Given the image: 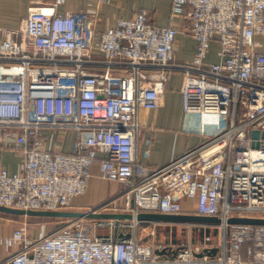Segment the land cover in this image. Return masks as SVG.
I'll return each instance as SVG.
<instances>
[{"label":"built area","instance_id":"1","mask_svg":"<svg viewBox=\"0 0 264 264\" xmlns=\"http://www.w3.org/2000/svg\"><path fill=\"white\" fill-rule=\"evenodd\" d=\"M65 2L33 0L17 28L0 26V146L22 154L18 171L0 166V205L65 209L98 163L100 178L126 188L120 210L90 211L131 218L78 217L38 236L16 228L0 240L9 250L0 264H264V225L229 222L264 218V0H172L184 29L154 25L142 11L102 32L95 8L62 12ZM180 32L194 42L188 63L176 60ZM175 72L203 140L151 167L138 157L141 134ZM47 130H72L71 151L49 147ZM141 212L215 216L221 243L212 253L143 242L138 225L159 222Z\"/></svg>","mask_w":264,"mask_h":264},{"label":"crops","instance_id":"2","mask_svg":"<svg viewBox=\"0 0 264 264\" xmlns=\"http://www.w3.org/2000/svg\"><path fill=\"white\" fill-rule=\"evenodd\" d=\"M32 2L33 0H0V26L17 28L21 20L27 15ZM88 8H95L100 32L115 25L117 20L133 17L142 11L146 12L152 23L157 26H168L174 23L179 29H184L188 22L184 17L172 18V0H106L99 3H95L93 0H66L59 10L78 12ZM258 41V49L264 52V36H259ZM218 49V41H213L207 58L208 61L218 60ZM175 51L177 62H191L195 55L194 42L185 38V35L180 32L176 38ZM182 84L183 75L181 72H175L169 79L163 93L162 106L150 115L152 128L143 131L141 134L138 157L142 163L151 167H159L168 163L172 158L183 154L203 140L197 131V121L185 116L183 112ZM46 133L51 136L48 143L49 147L71 151L75 137L72 130L56 132L47 130ZM66 135L69 137L68 143L63 146L59 145V137ZM149 137L152 139L151 145L145 142L146 138ZM21 163V152L0 146V166L6 167L10 172H16L20 169ZM108 182V180L100 178L98 163H95L93 176L89 183L91 193L96 194V189L101 186H109ZM111 182V187L116 189L117 181ZM121 192L112 199H115ZM115 201L113 200L111 205ZM122 203L121 200V205ZM184 205L186 209H193L195 202L186 200Z\"/></svg>","mask_w":264,"mask_h":264},{"label":"rangeland","instance_id":"3","mask_svg":"<svg viewBox=\"0 0 264 264\" xmlns=\"http://www.w3.org/2000/svg\"><path fill=\"white\" fill-rule=\"evenodd\" d=\"M69 137H59V145L68 143ZM109 186H101L96 189V194L91 193V187L87 192L78 197L72 202L71 206L61 210L83 211L87 212L98 208L102 204L108 203L111 205L113 200H116L112 206H108L107 211L120 210L116 208L121 205V199L114 198L120 191L124 190L126 186L123 183L117 182L118 185L112 188V182L109 181ZM119 191V192H118ZM116 205V207H115ZM122 213V212H120ZM130 214V212H124ZM73 218L56 217V216H31L19 215L0 212V240L4 237L10 236L14 229L26 227L27 233L32 236H38L42 229L45 232L51 233L54 230L68 225ZM205 224V225H203ZM201 223L197 225L171 223L159 221L157 224H139L137 227L138 236L143 242L159 243L177 248L182 245L191 244L194 248L201 251H209L212 248H218L221 243V230L214 223ZM0 258L8 255L5 246L0 242Z\"/></svg>","mask_w":264,"mask_h":264},{"label":"water","instance_id":"4","mask_svg":"<svg viewBox=\"0 0 264 264\" xmlns=\"http://www.w3.org/2000/svg\"><path fill=\"white\" fill-rule=\"evenodd\" d=\"M252 136L256 138L258 131H252ZM0 212L19 214V215H31V216H56V217H69L78 218L87 216L89 218L96 217H128L131 218V214L122 213H96L92 211H71V210H25L19 208H12L0 205ZM139 219H148L152 221H165L171 223H218L219 218L215 216H205L197 214H164V213H149L141 212L138 215ZM231 223H248V224H263L264 218L260 217H231L229 219ZM216 252V248L212 250V253Z\"/></svg>","mask_w":264,"mask_h":264}]
</instances>
